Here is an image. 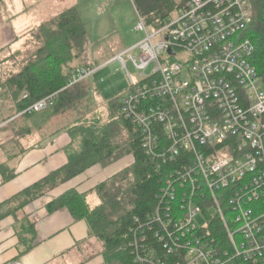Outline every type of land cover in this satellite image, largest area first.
Listing matches in <instances>:
<instances>
[{
	"label": "built area",
	"instance_id": "2783aa9c",
	"mask_svg": "<svg viewBox=\"0 0 264 264\" xmlns=\"http://www.w3.org/2000/svg\"><path fill=\"white\" fill-rule=\"evenodd\" d=\"M258 1L190 0L157 31L139 17L134 31L145 38L107 63L127 71L130 90L120 113L140 132L148 159L167 172L157 206L144 223L136 217L139 226L126 237L133 235L135 264L264 260V78L250 62L247 35ZM127 61L141 72L138 81ZM99 70L78 68L62 91ZM58 94L20 116L45 112ZM204 210L223 223L229 249L206 243ZM159 246L171 259L161 257Z\"/></svg>",
	"mask_w": 264,
	"mask_h": 264
},
{
	"label": "trees",
	"instance_id": "16d2710c",
	"mask_svg": "<svg viewBox=\"0 0 264 264\" xmlns=\"http://www.w3.org/2000/svg\"><path fill=\"white\" fill-rule=\"evenodd\" d=\"M189 1L133 0V3L146 27L157 31L186 9ZM247 35L254 45L250 62L264 78V0L254 4V22ZM5 53L0 52V97L14 104L18 114L59 92L54 105L48 109L58 114L61 110L73 109L77 101L90 93L85 83L62 91L78 68L93 64L88 30L76 8L63 10L58 16L41 22L20 48L8 57H4ZM19 58L23 59L21 64ZM9 60L16 61L9 63ZM118 108L121 110L120 104L110 106V117L82 116L76 120L73 139L80 150L70 157L65 168L27 189L24 194L28 201H33L96 165L108 167L132 157V165L94 190L87 193L70 190L52 202L49 208L50 211L66 208L76 221L87 222L91 236L101 243L102 255L109 264H135L132 249L128 248L133 235L130 234L128 240L126 237L131 228L139 226L135 218L144 223L146 216L157 206L156 196L164 186L167 172L166 169L158 170L145 155L140 132L121 113L115 118ZM36 115L24 114L18 119L33 120ZM16 120L8 125L15 124ZM90 193L98 196V206H90L87 199ZM203 213L208 220V228L201 230L206 243L229 249L221 220L208 210ZM148 243H154L151 233ZM157 248L163 259H171L166 256L167 250L163 246ZM233 264H264V260H235Z\"/></svg>",
	"mask_w": 264,
	"mask_h": 264
},
{
	"label": "crops",
	"instance_id": "0c3cea01",
	"mask_svg": "<svg viewBox=\"0 0 264 264\" xmlns=\"http://www.w3.org/2000/svg\"><path fill=\"white\" fill-rule=\"evenodd\" d=\"M17 1L27 0H0V52L11 47L12 52L16 51L37 26L26 11L6 16L5 8H11ZM40 114L33 120L19 119L17 129L0 128V264L12 260L22 264H109L87 222L76 221L66 208L50 211L49 206L70 190L79 193L94 190L132 165L133 158L127 157L108 167L96 165L28 201L24 194L27 189L65 168L70 157L80 150L71 135L70 124L59 126L58 115L46 118ZM18 144L23 145L21 151H10L20 147ZM97 198L95 193L87 197L94 207L100 204L94 201Z\"/></svg>",
	"mask_w": 264,
	"mask_h": 264
},
{
	"label": "rangeland",
	"instance_id": "374dc122",
	"mask_svg": "<svg viewBox=\"0 0 264 264\" xmlns=\"http://www.w3.org/2000/svg\"><path fill=\"white\" fill-rule=\"evenodd\" d=\"M69 8H76L79 12L91 41L90 61L96 67H101V70L90 79L89 83L85 82L89 86L90 93L85 98L77 101L73 109L61 110L58 114H54L52 110H47L40 115H45L46 118L50 115H58L59 126L70 124L71 135L74 137V122L76 120H80L82 116L90 118L95 116L108 117L110 106L121 104L126 97L130 90L127 71L117 68L115 65H107V63L120 53L135 47L145 38V35L134 31L139 16L133 0H27L24 3L17 1L12 4L11 8L6 7L3 12L7 17H14V14L26 11L25 13L31 18L33 24L40 25L41 22L54 18L61 11ZM11 48L6 49L4 57L11 54ZM138 55V51L132 53V56L136 59ZM8 62L13 63L10 60ZM21 62H23V59L19 58V64ZM76 63L78 64V62ZM127 68L131 78L138 81L141 72L135 68L131 61H127ZM17 112L18 110H16L14 104L4 101L0 97L1 130H4V128L5 130L19 128L18 118L20 114ZM117 115H120L119 108L115 118H117ZM14 119H17L16 124L8 125ZM116 128L119 129V127ZM2 138H6V136L3 135ZM6 139L9 140V137ZM76 144L78 145V143ZM17 146L20 147H13L10 151H21L20 148L23 145L18 144ZM94 201L99 202L100 200L97 198ZM90 203L94 207V202L90 200ZM198 219L201 220V217Z\"/></svg>",
	"mask_w": 264,
	"mask_h": 264
},
{
	"label": "water",
	"instance_id": "95a60500",
	"mask_svg": "<svg viewBox=\"0 0 264 264\" xmlns=\"http://www.w3.org/2000/svg\"><path fill=\"white\" fill-rule=\"evenodd\" d=\"M170 53H173L172 50H169Z\"/></svg>",
	"mask_w": 264,
	"mask_h": 264
}]
</instances>
